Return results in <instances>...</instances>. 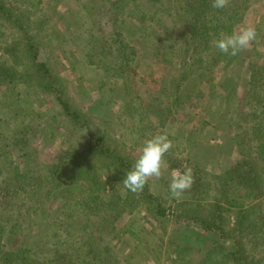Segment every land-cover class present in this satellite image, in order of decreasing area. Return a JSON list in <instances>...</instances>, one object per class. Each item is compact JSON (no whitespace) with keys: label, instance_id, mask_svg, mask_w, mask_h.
<instances>
[{"label":"trees","instance_id":"obj_1","mask_svg":"<svg viewBox=\"0 0 264 264\" xmlns=\"http://www.w3.org/2000/svg\"><path fill=\"white\" fill-rule=\"evenodd\" d=\"M144 1L154 5L164 0H142V4ZM169 2L176 10L175 22L170 25L150 18L157 26L150 41L149 32L127 26L122 19L124 0H84L79 10L72 8L87 22L83 28L87 36L84 66L119 84L124 101L120 119L126 130H132L141 140L154 125L138 96L142 80L139 60L148 55L165 72L174 70L168 92L160 91L167 95V103L158 122L161 127L165 122L177 123L180 110L194 101V83L207 75L208 81L212 80L224 63L226 55L212 41L243 26L252 0H229L220 10L211 7L212 0ZM63 6H58V11L67 10ZM46 11L41 9L31 17L8 0H0V42L4 43L0 113L8 112L15 124L14 130L7 131L11 124L6 122L7 114L6 119L0 118V264H114V242H126L125 236L129 241L138 239L132 227L120 222L125 211L139 212L154 231L167 226L170 214L147 183L137 193L124 188L122 181L140 152L121 144L90 116L102 101L87 108L75 103L50 59L39 58L42 41L38 32H44L47 21L52 20ZM161 12L166 13L163 9ZM64 30L72 37L78 33L71 25ZM7 36L11 40L4 38ZM169 41L175 43V56L167 54ZM245 51L237 55V61L247 64V81L233 97V111L224 117L235 158L221 173L196 171L198 179L190 188V200L172 212L178 232L173 228L167 237L170 242L176 232H190L185 224L193 227L199 236L196 243L210 245L205 247V254L219 250L218 264H264V59L253 63ZM164 79L163 75V83ZM18 88L35 101L42 97L48 112L29 104L15 105L13 98L18 102L22 93L11 95L10 91ZM60 128L78 134L83 145L42 159L36 142L42 140L53 146ZM175 161L170 164L178 167ZM196 188L199 195L193 193ZM162 229L166 235L168 229ZM42 230L43 245L36 250L30 241ZM31 232L35 235L29 237ZM7 236H22L26 242L8 247L4 243ZM191 247L192 243H185L177 248L175 264H192Z\"/></svg>","mask_w":264,"mask_h":264},{"label":"rangeland","instance_id":"obj_2","mask_svg":"<svg viewBox=\"0 0 264 264\" xmlns=\"http://www.w3.org/2000/svg\"><path fill=\"white\" fill-rule=\"evenodd\" d=\"M8 1L16 8L29 13L31 17L36 16V12L44 8L45 11L48 9L47 11L51 13L52 20L47 21L44 32H38L42 41V46L38 50L39 58L43 60L46 56V58L50 59V63L54 65L57 74L63 79V85L68 95L75 103L87 108L91 103L99 102V99L102 101V103L97 105L98 108L96 110L90 111V116L94 117L95 121H98L103 129L112 135L114 134L115 137L120 139L119 142L121 144L131 150L134 149L137 153L140 152L145 138L150 139L155 135L166 133L169 140L172 141L173 147L164 156L161 177H153L147 182L151 193L161 198L168 209L167 214L170 215L167 218V226H159L154 231L143 220L139 212L125 211L120 218V222L122 225L128 224V227H132L133 231L138 234V239L129 241L130 237L125 236L126 242L120 245V240L114 242L115 246H113L116 248V262L114 264H175L177 257L175 251L185 243H192L193 245L190 253L192 264L202 262L218 264V257L221 255L218 254L220 253L218 252L219 250H211L205 254L203 252L205 247L210 245L204 246L202 243H196L199 242V236L194 233L193 227L183 224L190 232L180 231L178 235V228L175 226L176 221H174L172 212H175L176 208L184 201H189L191 194L190 189H188L179 199L173 198L169 193L168 185L171 181V173L175 169L183 172L185 166L190 167L193 179L195 180L196 178L197 181L198 175L196 176V171L198 169L207 173H221L234 160L235 155L232 154L228 141L230 133L225 127L224 117L230 111H233L235 107L233 97L246 84L247 72L244 71V67L247 64L238 62L237 56L226 55L223 59V65L221 64L222 66L217 69L214 77L211 78L212 80L208 81L209 75H207L204 79L197 80L194 83V101L180 110L179 121L177 123L174 121L165 122L161 127L158 122V115L166 106L167 95L165 93L162 94L163 92L160 91L168 92V86H170V80L173 79L174 70L165 72L163 67L155 64V59H150L148 55L141 58L138 62V73L142 80L138 83V96L139 100L145 103V110L149 113L148 119L154 125V129L145 132L141 140L140 137H136L132 133V130H126L127 128L124 127L123 121L120 119V109L124 101L121 100L123 96L119 84L104 79L99 72H95V70L85 67L83 64L84 42L87 38V36L84 37L83 28L87 25V22L79 11H75L74 14L72 8L79 10L84 0H43L44 4L39 3L37 0ZM122 4L125 7L122 9V19L125 20L127 26L140 27L142 32H149L152 37L147 38V41H150V39L154 40V32L157 31V26L153 25L150 18L153 17L157 21L169 22L168 24L170 25L175 22L176 10L170 7L169 0H164L161 4L154 5L147 4L145 1L142 4V0H137L136 2L124 0ZM62 5L67 10L63 11L60 9L59 11L63 13L61 15L57 7ZM162 9L166 13H160ZM142 14L144 15L143 17L141 16ZM64 17H67V19L64 20ZM69 25L73 26L75 31H78L76 35L74 34V37H72L73 34L65 33V26ZM143 27L148 29L145 30ZM245 27H255L257 38L244 53L253 63L260 62L264 59V0H252L250 10L240 29ZM125 33L130 35V33H127V29ZM4 38L11 40L10 36ZM75 40L77 41L76 44L73 43ZM2 41H6V39ZM174 45L173 41H169L167 54L175 56ZM3 49L4 43L0 42V59L4 58ZM172 58L174 59V57ZM174 65H176L175 61L171 64V69ZM148 74L150 76H146ZM163 75L165 76L164 81H166L164 83L161 81ZM14 92L22 93L18 102L13 98L15 105L27 107L29 104L34 109L47 110L45 112H48L49 106L42 104V101H44L42 97L35 101L24 93L22 88L10 91V94L13 95ZM40 105L42 107H39ZM5 113L7 114L8 112ZM5 113H0V118L6 119L8 116L6 122L11 123L6 130H14L13 118L10 119L9 114L5 116ZM53 141V146L42 140L36 142L35 149L40 153L39 156L42 159L44 156H50L56 151H72L74 148L78 149L83 145V138L69 131L68 128H60L55 133ZM173 161L178 164V167L170 164ZM193 193L199 195V188H196ZM179 225L181 224L179 223ZM162 228L168 229L166 235L164 234L165 232L163 233L164 230ZM173 228L177 229V232L173 240L170 238L169 242L167 239L168 233ZM43 230L38 237L32 238V241H30L32 242L30 244L36 250H39L38 248L43 245ZM33 235L35 233L31 232L29 237ZM21 242H26L22 239V236L18 238L7 236L4 238V243L8 247H10L11 243L15 246Z\"/></svg>","mask_w":264,"mask_h":264},{"label":"clouds","instance_id":"obj_3","mask_svg":"<svg viewBox=\"0 0 264 264\" xmlns=\"http://www.w3.org/2000/svg\"><path fill=\"white\" fill-rule=\"evenodd\" d=\"M228 4L229 0H212L211 7L220 10L226 8ZM256 38L257 31L255 27H245L233 32L231 35L221 34V37L213 40L212 44L221 53L234 57L247 50ZM172 147V141L169 140L166 133L145 140L132 170L126 172V176L122 181L124 188L132 193H137L142 191L151 178L161 177L164 156ZM193 182L190 167L185 166L183 172L179 169L173 170L168 185L170 195L179 199L185 191L191 188Z\"/></svg>","mask_w":264,"mask_h":264}]
</instances>
